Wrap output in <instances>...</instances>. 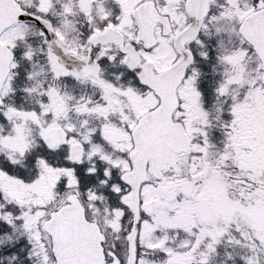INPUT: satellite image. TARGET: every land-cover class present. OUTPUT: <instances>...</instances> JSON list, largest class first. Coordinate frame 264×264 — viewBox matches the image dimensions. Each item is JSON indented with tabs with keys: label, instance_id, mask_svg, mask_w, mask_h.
I'll list each match as a JSON object with an SVG mask.
<instances>
[{
	"label": "snow or ice",
	"instance_id": "snow-or-ice-1",
	"mask_svg": "<svg viewBox=\"0 0 264 264\" xmlns=\"http://www.w3.org/2000/svg\"><path fill=\"white\" fill-rule=\"evenodd\" d=\"M0 264H264V0H0Z\"/></svg>",
	"mask_w": 264,
	"mask_h": 264
}]
</instances>
